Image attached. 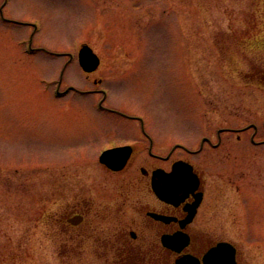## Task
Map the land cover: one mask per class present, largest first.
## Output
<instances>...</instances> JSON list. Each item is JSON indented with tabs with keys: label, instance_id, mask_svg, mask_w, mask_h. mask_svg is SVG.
<instances>
[{
	"label": "rangeland",
	"instance_id": "1",
	"mask_svg": "<svg viewBox=\"0 0 264 264\" xmlns=\"http://www.w3.org/2000/svg\"><path fill=\"white\" fill-rule=\"evenodd\" d=\"M0 9V264H142L100 250L119 223L95 215L96 200L115 209L121 198L95 161L70 150L107 141L120 119L96 111L99 95L54 97L62 70L61 90L92 87L69 61L82 44L101 60L95 73L123 74L108 105L142 114L157 141L257 126L222 131L195 161L217 199V232L241 264H264V145L250 142L264 140V84L243 77L264 70V0H0ZM75 197L96 204L90 233L71 240L54 219Z\"/></svg>",
	"mask_w": 264,
	"mask_h": 264
},
{
	"label": "flooded vegetation",
	"instance_id": "2",
	"mask_svg": "<svg viewBox=\"0 0 264 264\" xmlns=\"http://www.w3.org/2000/svg\"><path fill=\"white\" fill-rule=\"evenodd\" d=\"M81 76V80L91 83L92 87L79 88L69 84L61 90L60 75L56 82V97L99 95L96 105L93 106L96 111L119 118L121 124L120 128L106 130L107 141L94 148L88 144L70 146L74 154L76 151L79 154L74 160L85 163L95 161L98 174L107 179L105 187L111 186L110 191L116 192V196L121 198L120 205L117 203L112 210L103 206L104 202L100 196L99 199H94L99 201L97 203L101 208L95 215H99L101 220L119 223V227L112 233V239H97L100 241V250L124 256L128 260H135L136 263L140 261L145 264L148 260L151 264H174V260L179 256L191 255L201 259L202 255L216 243L230 242L217 232V199L211 194L205 170L195 160L207 150L216 151L222 143V131L237 134L249 128L255 130L257 126L247 124L237 129H216L215 137L199 136L198 132L193 137L157 141L142 114L127 113L108 105V86L110 82L112 85L119 84L121 80L119 76L123 74H115L110 79L95 72H83ZM243 77L252 80L253 83L264 84V70L260 73L246 72ZM262 125L264 129V121ZM129 134L132 136L129 137ZM237 140H240V137H237ZM250 142L264 145V140L257 142L253 137ZM159 145L162 147H158ZM103 153L106 155L104 161H101ZM175 166L178 167L177 171L186 176L188 185L185 187V183H181L185 189L174 196L169 192V179L165 180L162 191L167 200H161L153 190V174L161 170L164 175H169ZM80 187L82 190L85 188L84 185ZM101 191L103 192V189ZM132 192L135 196L133 200L130 196ZM101 196L103 199V195ZM92 199L75 197V200L68 204L67 210L62 212L59 218L54 219L56 233L69 236L71 240L84 239L83 236L91 230L88 224L86 225V220L96 204ZM130 211L133 213L131 216L124 215ZM175 234L181 238V243L176 244L181 248L179 253L163 244L166 236ZM236 262L241 264L237 247Z\"/></svg>",
	"mask_w": 264,
	"mask_h": 264
},
{
	"label": "water",
	"instance_id": "3",
	"mask_svg": "<svg viewBox=\"0 0 264 264\" xmlns=\"http://www.w3.org/2000/svg\"><path fill=\"white\" fill-rule=\"evenodd\" d=\"M79 63L83 70L92 71L98 65V58L92 53L89 47L83 46L79 52ZM177 169V166L173 167V172L168 176H164L159 172L153 174V189L160 198H164L162 189H164L163 182L168 179L167 177H169V192L174 196L188 185L183 176L176 178L179 172ZM181 183H185V187ZM170 247L174 248L173 246ZM177 251L179 250L177 249ZM175 264H235L234 249L229 244L220 243L204 255L202 262L194 258L184 257L177 259Z\"/></svg>",
	"mask_w": 264,
	"mask_h": 264
}]
</instances>
